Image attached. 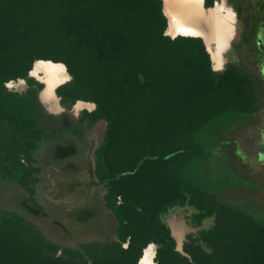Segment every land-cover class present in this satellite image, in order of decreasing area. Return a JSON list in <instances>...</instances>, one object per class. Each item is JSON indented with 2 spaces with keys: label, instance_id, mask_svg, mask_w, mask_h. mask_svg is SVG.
I'll list each match as a JSON object with an SVG mask.
<instances>
[{
  "label": "trees",
  "instance_id": "16d2710c",
  "mask_svg": "<svg viewBox=\"0 0 264 264\" xmlns=\"http://www.w3.org/2000/svg\"><path fill=\"white\" fill-rule=\"evenodd\" d=\"M166 28L162 0H0V179L33 201L46 128L43 83L29 72L38 59L61 62L60 104L91 101L79 126L105 122L93 174L115 219L114 239L61 246L0 209V264H138L150 243L153 264H264V211L225 195L252 184L212 144L256 108L252 77L214 70L201 36ZM19 78L24 91L7 87ZM177 207L199 227L181 250L165 219Z\"/></svg>",
  "mask_w": 264,
  "mask_h": 264
},
{
  "label": "rangeland",
  "instance_id": "374dc122",
  "mask_svg": "<svg viewBox=\"0 0 264 264\" xmlns=\"http://www.w3.org/2000/svg\"><path fill=\"white\" fill-rule=\"evenodd\" d=\"M218 2L220 3V0H218ZM224 8L228 9L225 6ZM198 28L203 33L208 32V28L204 26ZM202 37L205 39L209 49L211 50V47L214 49V43H209L205 36ZM212 62L214 63L213 60ZM221 64L222 61L220 64L214 63L216 67L221 66ZM29 75L32 74L29 72ZM66 76L68 80L69 75L67 72ZM34 77L43 83V89L45 83L39 77ZM6 85L8 88L19 92L26 89V82L22 78L9 80ZM261 91L262 100L260 109L261 112H264L263 85ZM39 96L44 108L41 121L46 127L47 132L40 145L41 148L38 153H36V164H38L40 169V175L39 182L35 185L32 197L33 201L29 200V192L25 188L12 181L0 179V209L15 210L21 213L27 219L38 225L42 233L48 239L61 246H74L79 242L89 240H112L115 237V219L112 213L103 206V188L100 183H96V179L95 186L69 187L70 190L74 191L73 193H78L79 195L77 194L78 197L76 199L68 202L65 201V198L62 199L61 197V194L65 193L67 188L60 185H52V178L54 176L64 177V172H62L61 168H59L55 162L51 161L54 157L52 156L54 147L57 146V148H59L57 154L64 152V148H66L67 151H71V149L68 148H72L73 151L75 148H78L77 151H83L84 154L90 152L92 155L93 149L97 147L102 139L105 127L104 120H98L93 125L79 126L80 135L77 136L72 132V128L78 126L76 115L79 110L84 108H76V103L71 106H63L60 104L57 96L56 99L44 101L42 98V90ZM49 109L57 112L50 113V111H48ZM238 120H240L238 122V125L240 124L239 126H235V124L232 123L228 127H225L221 135L212 143L214 156L220 152L219 149H223V144L221 142L226 140V134L243 138L246 144L245 151L254 152L253 146L250 144L252 136L243 132L241 127V123L244 119ZM249 121H252L251 118L247 119V122ZM247 122H245V124ZM52 129L58 131V133H52ZM224 154L225 157H222V159L225 161L226 158H228V160L225 161L227 165L234 170H240V174L249 179L252 184L244 188L227 187L224 191L225 195L231 199L249 201L253 206L259 207L260 209L262 208L264 211L263 158H260V164L256 163L257 161L254 159L252 162L248 157H242L237 147L233 149L231 146L225 149ZM72 206H78L80 212L77 214L67 212V209ZM188 212H190V209L187 207H177L170 210L165 215V219L176 240V247L180 250L182 249V242L185 240L186 235L195 232L199 228L198 226L189 225L186 218ZM211 222L212 218H207L202 226H208ZM155 247L156 245L154 244V250ZM139 261L138 264H140Z\"/></svg>",
  "mask_w": 264,
  "mask_h": 264
},
{
  "label": "flooded vegetation",
  "instance_id": "af4514ba",
  "mask_svg": "<svg viewBox=\"0 0 264 264\" xmlns=\"http://www.w3.org/2000/svg\"><path fill=\"white\" fill-rule=\"evenodd\" d=\"M216 4H222L233 12L235 26L233 36L228 39V44L221 53L222 65L216 69L213 66L212 68L220 71L227 65L232 64L238 67L240 71L250 74L253 80L254 92L257 96L256 101L252 104L256 108L245 117L240 118L244 119L242 122L244 124L241 123L243 132L252 136L250 144L253 146L254 152L245 151L246 144L243 138L226 134V140L221 142L223 152L219 149V154L221 157H225L224 151L228 146L233 149L237 147L242 157H248L250 161L255 160L256 163L260 164V158H263L264 161V112H261L260 109L262 85L264 88V0H220V3L218 0H211L208 3H205V0L202 1V5L206 10L215 7ZM44 75L43 72H39L34 76L42 80ZM76 108H81V106H76ZM250 118L252 121L247 122V119ZM239 121H235L233 124L239 126ZM245 122L247 123L245 124ZM227 160L228 158L225 161Z\"/></svg>",
  "mask_w": 264,
  "mask_h": 264
},
{
  "label": "bare ground",
  "instance_id": "6f19581e",
  "mask_svg": "<svg viewBox=\"0 0 264 264\" xmlns=\"http://www.w3.org/2000/svg\"><path fill=\"white\" fill-rule=\"evenodd\" d=\"M162 4L168 23L165 32L170 35L193 34L201 37L205 36L209 43H214V49L211 47L210 50L202 37L210 53L211 60L216 64H220L222 61L220 52L225 49L226 41L234 33L233 12L224 8L222 4H216L215 7L206 10L202 5V0H162ZM200 26L208 28V32H201L198 28ZM39 72L45 74L42 78L45 82L42 98L44 101L56 99L55 86L67 80L64 65L60 62L38 59L33 63L30 73L36 75ZM89 104L91 103L88 101L80 100L76 106H89ZM153 256L154 243H150L143 250L140 264H152Z\"/></svg>",
  "mask_w": 264,
  "mask_h": 264
},
{
  "label": "crops",
  "instance_id": "0c3cea01",
  "mask_svg": "<svg viewBox=\"0 0 264 264\" xmlns=\"http://www.w3.org/2000/svg\"><path fill=\"white\" fill-rule=\"evenodd\" d=\"M212 62V60H211ZM222 65V64H221ZM212 66L213 68H218L214 65V63L212 62ZM220 67V66H219ZM69 79V78H68ZM42 90V89H41ZM40 90V91H41ZM39 91V93H40ZM54 93H55V88H54ZM56 95V93H55ZM57 96V95H56ZM58 97V96H57ZM39 99L41 101V98L39 96ZM59 99V97H58ZM80 100H77L76 102H78ZM83 101V100H82ZM75 102V103H76ZM84 102H87V101H84ZM91 103L92 106H84L82 108L84 109H81L78 111L77 115H76V119H77V123H78V118L81 114V112L83 110H87V111H91L94 109L95 107V104L91 101H88ZM42 103V101H41ZM74 104V103H73ZM43 105V104H42ZM63 106H66V105H63ZM94 106V107H93ZM48 109V108H47ZM50 111V113H55L57 111H54V110H48ZM95 124V122L91 123V124H88V123H83V125H93ZM46 128V127H45ZM105 128V127H104ZM47 131H45L46 133ZM52 133H58V131L52 129L51 130ZM72 132L74 134H76L77 136L80 135V131H79V124L77 127H74L72 128ZM45 135V134H44ZM44 138V137H43ZM43 141V140H42ZM42 143V142H41ZM41 145V144H40ZM41 147L39 146V148L35 151V159H36V162H37V154L39 149ZM59 148H57V146L54 147V150H53V162H55L59 168H61L62 172H64V177H53V182H52V185H60V186H63V187H66L67 188V191H65V193L61 194V197L62 199L65 198V201H70V200H73V199H76L78 197V193H73L74 191L70 190L69 187H72V188H77V187H83V186H95V176L93 174V167H94V150L95 148L93 149L92 151V155L90 154V152L84 154V152H80L77 151L78 148H75L74 151L72 150V148H68V149H71V151H67L66 148H64V152H62L61 154H57V150ZM61 150V149H60ZM59 151V150H58ZM38 165V164H37ZM40 173V172H39ZM40 175V174H39ZM39 182V181H38ZM87 182V183H86ZM97 183V181H96ZM72 192V194H71ZM78 194V195H77ZM78 206H75V207H69L67 209V212H72L73 214H77L78 212H80L79 210V207L77 208ZM73 210V211H72ZM115 232V231H114ZM115 238V237H114ZM113 238V239H114Z\"/></svg>",
  "mask_w": 264,
  "mask_h": 264
},
{
  "label": "water",
  "instance_id": "95a60500",
  "mask_svg": "<svg viewBox=\"0 0 264 264\" xmlns=\"http://www.w3.org/2000/svg\"><path fill=\"white\" fill-rule=\"evenodd\" d=\"M162 10H163V4H162ZM164 13V12H163ZM166 16V15H165ZM167 18V17H166ZM166 33V32H165ZM166 34H168V33H166ZM170 35V34H169ZM176 35V34H175ZM175 35H171V36H175ZM203 39V38H202ZM205 43V42H204ZM228 44V40L226 41V44H225V46ZM206 45V44H205ZM222 52H220V54H221Z\"/></svg>",
  "mask_w": 264,
  "mask_h": 264
},
{
  "label": "clouds",
  "instance_id": "9594fccd",
  "mask_svg": "<svg viewBox=\"0 0 264 264\" xmlns=\"http://www.w3.org/2000/svg\"><path fill=\"white\" fill-rule=\"evenodd\" d=\"M94 107V106H93Z\"/></svg>",
  "mask_w": 264,
  "mask_h": 264
}]
</instances>
